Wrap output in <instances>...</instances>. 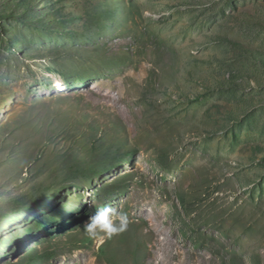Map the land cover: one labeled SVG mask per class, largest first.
I'll return each instance as SVG.
<instances>
[{
  "label": "rangeland",
  "instance_id": "1",
  "mask_svg": "<svg viewBox=\"0 0 264 264\" xmlns=\"http://www.w3.org/2000/svg\"><path fill=\"white\" fill-rule=\"evenodd\" d=\"M0 264H264V0H0Z\"/></svg>",
  "mask_w": 264,
  "mask_h": 264
},
{
  "label": "clouds",
  "instance_id": "2",
  "mask_svg": "<svg viewBox=\"0 0 264 264\" xmlns=\"http://www.w3.org/2000/svg\"><path fill=\"white\" fill-rule=\"evenodd\" d=\"M83 228L90 237H95L98 233L111 237L127 228V216L123 213L117 215L111 207L104 206L89 217Z\"/></svg>",
  "mask_w": 264,
  "mask_h": 264
},
{
  "label": "trees",
  "instance_id": "3",
  "mask_svg": "<svg viewBox=\"0 0 264 264\" xmlns=\"http://www.w3.org/2000/svg\"><path fill=\"white\" fill-rule=\"evenodd\" d=\"M94 145H98L97 144V142H95V144ZM105 144L104 143H101V144H99L98 146H104ZM113 145L114 144H110V145H105L106 146V148H108V149H111V148H113ZM109 152H111V150L109 151ZM110 160H111V163L113 164V166H115L116 164H117V162L120 160V157H119V155H116L113 159H111L110 158ZM112 191H106V195L107 196H110V195H112V193H111ZM26 198H24V204L22 205L23 207H21L22 209H27V208H29V207H32L33 205H34V203L36 204V205H40L41 203V200L42 199H39V197L38 196H36V195H34V197L32 196L31 197V199H26ZM28 202V203H27ZM17 206H18V204H15L14 205V207H16L17 208ZM19 208V207H18ZM32 209H34V208H32ZM32 209H30V210H32ZM29 210V209H28ZM28 210H26V212H29ZM25 214L26 213H22L21 215L22 216H25ZM49 220V219H48ZM47 221V220H46ZM51 221V220H50ZM41 224V223H40ZM56 257V252H54V251H46V252H43L42 254H40V255H38V256H36L34 259H31V262L32 263H37V262H45V261H50V260H53L54 258Z\"/></svg>",
  "mask_w": 264,
  "mask_h": 264
}]
</instances>
